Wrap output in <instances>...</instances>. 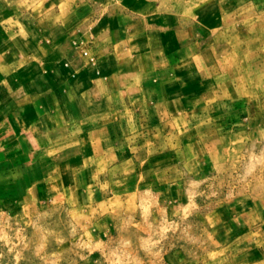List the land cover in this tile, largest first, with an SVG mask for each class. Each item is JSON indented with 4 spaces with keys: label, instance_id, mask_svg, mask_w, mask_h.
Returning a JSON list of instances; mask_svg holds the SVG:
<instances>
[{
    "label": "rangeland",
    "instance_id": "374dc122",
    "mask_svg": "<svg viewBox=\"0 0 264 264\" xmlns=\"http://www.w3.org/2000/svg\"><path fill=\"white\" fill-rule=\"evenodd\" d=\"M0 2V42L17 32L35 36L56 24H78L86 35L82 55L94 63L87 45L95 31H147L161 45L167 29L188 27L200 43L195 51L178 48L177 62L202 51L209 63L204 76L196 68L181 79L178 107L189 115L139 132L145 146L139 154L134 148L135 162L126 164L138 174L132 192L99 201L84 186L66 185L55 198L0 195V264H264V6L251 0Z\"/></svg>",
    "mask_w": 264,
    "mask_h": 264
},
{
    "label": "crops",
    "instance_id": "0c3cea01",
    "mask_svg": "<svg viewBox=\"0 0 264 264\" xmlns=\"http://www.w3.org/2000/svg\"><path fill=\"white\" fill-rule=\"evenodd\" d=\"M250 5L260 8L264 0ZM3 9L0 2L2 15ZM78 26L56 24L49 33L22 37L17 32L0 42L3 197L55 198L65 194L66 185L84 186L99 201L132 192L138 174L134 178L126 164L135 162L134 148L139 154L145 146L139 132L176 114L189 115L178 107L181 79L196 68L207 74L202 51L177 62L178 48L199 46L192 41V28L167 29L161 45L147 31L118 29V36L95 31L87 45L94 64L82 55L86 35ZM262 209L259 220H264V203Z\"/></svg>",
    "mask_w": 264,
    "mask_h": 264
},
{
    "label": "built area",
    "instance_id": "2783aa9c",
    "mask_svg": "<svg viewBox=\"0 0 264 264\" xmlns=\"http://www.w3.org/2000/svg\"><path fill=\"white\" fill-rule=\"evenodd\" d=\"M84 54H86V52H83Z\"/></svg>",
    "mask_w": 264,
    "mask_h": 264
}]
</instances>
